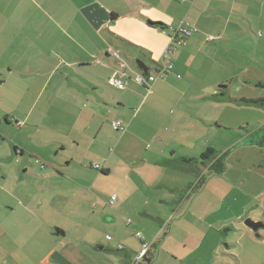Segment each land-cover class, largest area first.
Returning <instances> with one entry per match:
<instances>
[{"label":"crops","instance_id":"obj_1","mask_svg":"<svg viewBox=\"0 0 264 264\" xmlns=\"http://www.w3.org/2000/svg\"><path fill=\"white\" fill-rule=\"evenodd\" d=\"M182 23L195 33L171 43ZM171 45L173 69L148 91L130 80L123 90L107 84L121 69L111 52L120 54L128 74L140 71L132 60L153 73ZM262 81L264 0H0L2 121L11 124V102L38 113L21 123L32 132L29 143L0 157V263L127 264L139 249L134 232L152 244L150 264L160 260L161 251H152L158 247L180 264L191 256L216 263L217 234L234 230V219L220 220L215 230L202 217L187 216L194 205L187 202L189 183L210 164L200 156L219 139L218 130H226L223 141L230 143L233 131L224 127L243 130L238 139L260 136L253 125L264 121V98L253 105L262 118L251 119L239 101L249 98L239 90ZM59 111L70 115L65 124L44 121ZM115 121L124 131L113 130ZM108 183L118 188L104 195ZM220 190L222 207H232L228 187ZM97 221L114 228V238L104 241L92 227ZM242 232L255 247L253 257L264 259V234Z\"/></svg>","mask_w":264,"mask_h":264},{"label":"rangeland","instance_id":"obj_2","mask_svg":"<svg viewBox=\"0 0 264 264\" xmlns=\"http://www.w3.org/2000/svg\"><path fill=\"white\" fill-rule=\"evenodd\" d=\"M121 61L125 63L123 59H121ZM131 66H133L135 69H138L136 67L135 60L131 61ZM117 71L120 72L121 69H118ZM263 83L264 81L259 82L258 84H260V86H251L245 84L243 89L239 90V96L256 100L263 99ZM229 85L233 88L238 87V84L235 80L230 81ZM243 108L245 111H247L246 114L249 118L252 119L254 117H257V111H259L257 107L245 104L243 105ZM7 110L9 112L7 113L8 119H10L11 121L10 125H6L2 121L3 117L0 115V136L5 137H3L4 141L0 142V157H4L9 153V151L10 154L14 155V144H18L20 142L29 143V137L27 136H31L32 132L29 133V129L21 126V123L26 115L32 113L30 118L31 122H34V120L37 119L36 116L38 115V113L35 111H28L29 108L23 110V108H20L16 102H11L10 104H8ZM68 116L70 115L65 111H59L54 113L52 116L51 114H49L44 121H49L53 125L57 124L58 122L65 124L67 120H69ZM260 118L262 117L259 116L256 119L259 120ZM246 119L247 118L244 119V123ZM14 121L18 122V126L13 124ZM262 124H264V121L257 122L255 125H253L254 130L257 131V135L258 133L260 135L259 137L253 139L251 137L247 139H238L237 133L243 134V130L234 128L235 125H232V127H224L226 129L228 128V133H231L233 131V143H230L229 141L226 142V140L223 141V137L227 136L226 130H218L219 139L215 143H210V146H212L210 148H213L215 149V151H217L215 154V158L222 157L224 162V170L220 174L215 175L212 173L214 171L211 168L209 170L210 165H208L206 167L207 169L201 168L199 177H193V180H191V182L189 183L190 186L186 185V187H191L188 193L190 196L188 197L187 202L191 203L192 201H194V205L191 207V209L189 210L187 208L185 210V214H187V216L189 215L190 217L194 218L202 217V220L211 222V225L215 227V230L221 228L220 225L222 224V219L231 217L234 219V230L232 229L225 232V235H222L221 233L217 234L219 243L216 263H208L205 259H202L203 262H200L198 258L191 256L192 258L189 257L190 259H186V264H254L252 261H254L256 264H264V259L260 260L257 256L253 257V251L255 247L251 245V241L247 237L242 235V230L246 232L248 231V228H246L245 225V222L247 220L264 223V202L261 199L262 197L264 198V143L261 144V141L264 138V126L262 135ZM259 129L260 131H258ZM9 142H12V144H10ZM220 148H222V150ZM25 158L26 165L34 170V172H37L39 169L38 166L34 163V159L30 158L29 156H25ZM16 166L20 167L22 165L16 164ZM15 177H17V175H15ZM15 177H13L12 175V177L10 178L11 183H14ZM1 179L2 177H0V180ZM106 186L107 187H102V193L104 195H108L111 192L117 191L118 188L111 187L109 183ZM221 187H228V189L230 190V192H228V196L230 194L232 196V207H228L226 209L225 204L222 207L220 201L222 202L226 193L220 190ZM214 189L216 190V192L213 196ZM134 200L139 201L137 195H134L132 197V201ZM210 204H212L211 207ZM238 217L239 219H237ZM92 227L94 228L96 233L102 234L104 241L108 238H114L115 230L114 228L109 227L106 222H104L103 224L102 221H97ZM263 232L264 228H261L257 231V233H251L252 235L256 236L264 234ZM211 237L212 235L207 236V240L210 242L213 241ZM192 238L193 236L191 235L188 240L184 236V234L182 235L183 240L191 241ZM252 238L255 240H259L253 236ZM161 239H163V237ZM161 239L158 242H160ZM170 245L172 244L168 242L167 248ZM160 249V247L152 249V251H155V253L157 252V250L158 253L159 251H161L160 260L157 262V264H180L178 260H171L170 258H168L165 252L166 249ZM2 252V242L0 241V253ZM153 255L155 256L154 253ZM210 256L212 257V259L215 258L213 254H210ZM232 256L234 258L237 257V260H239L240 262L238 263L237 261H235Z\"/></svg>","mask_w":264,"mask_h":264},{"label":"built area","instance_id":"obj_3","mask_svg":"<svg viewBox=\"0 0 264 264\" xmlns=\"http://www.w3.org/2000/svg\"><path fill=\"white\" fill-rule=\"evenodd\" d=\"M195 33V29L188 24L182 23L175 30V37L171 38V43L176 42L181 44L183 39H186L192 36ZM215 38L208 37L206 41L212 42ZM174 46H170L169 49L163 54L161 58L162 64L157 68L153 73H142L134 72L130 70L128 74L124 69L127 68L125 64L121 61V56L117 52H111V56L116 60L118 66L121 68V71H114L113 74L108 78L107 84L110 87H114L118 90H123L127 88L128 80L132 81L135 85L143 87L145 90H149L151 85L156 81L165 80V78L171 73L173 69V64L170 60L171 54L174 53ZM113 130L122 132L124 127L117 121L111 123ZM95 169H99L97 165L94 166ZM116 201V197L112 196L108 202L109 206H113ZM139 241L138 251L131 257L127 264H144V260L148 258L149 250L152 247V244L146 242L142 237L140 232H134L133 235ZM110 240V238H108ZM122 249L121 247L118 248Z\"/></svg>","mask_w":264,"mask_h":264},{"label":"trees","instance_id":"obj_4","mask_svg":"<svg viewBox=\"0 0 264 264\" xmlns=\"http://www.w3.org/2000/svg\"><path fill=\"white\" fill-rule=\"evenodd\" d=\"M149 24L151 26H155L157 28H159L160 30H163V25L162 24H159V23H150ZM139 72H142L141 70ZM143 73V72H142ZM146 73H149V72H146ZM258 86H260V84L257 83ZM219 89H226V87L224 85H220L219 86ZM220 92L215 96L216 98H218L220 100V98H223L224 97V94ZM240 102L244 103V104H248V105H257L261 102H263V100H253V99H240L239 100ZM5 122L6 119H4ZM16 125L18 123H15ZM2 141V139H0V142ZM264 143V138L262 139L261 141V144ZM215 154H216V151L213 149V148H208L206 149L200 156V160L202 162V164H204L203 162H209L210 164V167H209V170L210 168L214 171L212 172L213 174L217 175V174H220L223 170H224V162H223V159L222 157H219V158H215ZM186 162H191V160H186ZM201 182V181H200ZM199 184V183H198ZM121 248H123L122 246H119ZM118 247V248H119ZM122 250V249H120ZM118 249V251H120ZM144 264H150V261L148 258H146L144 260Z\"/></svg>","mask_w":264,"mask_h":264},{"label":"water","instance_id":"obj_5","mask_svg":"<svg viewBox=\"0 0 264 264\" xmlns=\"http://www.w3.org/2000/svg\"><path fill=\"white\" fill-rule=\"evenodd\" d=\"M136 65L138 67L139 70H141L143 73H146V67L144 66V64L140 61V60H136ZM245 225L251 229L253 232L257 233V231L261 228H264V223L262 222H253L251 220H247L245 222ZM259 236V235H256Z\"/></svg>","mask_w":264,"mask_h":264}]
</instances>
